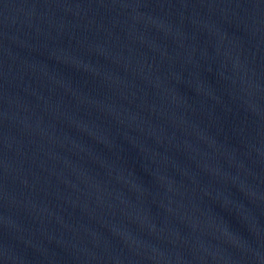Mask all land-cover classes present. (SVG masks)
I'll list each match as a JSON object with an SVG mask.
<instances>
[{"label":"water","instance_id":"1","mask_svg":"<svg viewBox=\"0 0 264 264\" xmlns=\"http://www.w3.org/2000/svg\"><path fill=\"white\" fill-rule=\"evenodd\" d=\"M0 264H264V0H0Z\"/></svg>","mask_w":264,"mask_h":264}]
</instances>
